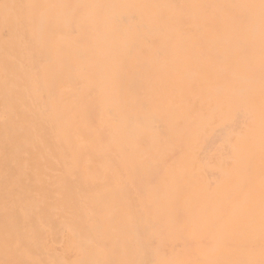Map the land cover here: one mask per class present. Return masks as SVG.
<instances>
[{"label": "rangeland", "instance_id": "obj_1", "mask_svg": "<svg viewBox=\"0 0 264 264\" xmlns=\"http://www.w3.org/2000/svg\"><path fill=\"white\" fill-rule=\"evenodd\" d=\"M180 1L0 0V264H264V0H191L203 17L184 1L187 28L224 41L217 56L195 42L178 55L179 28L165 51L179 21L162 7ZM32 37L39 48L21 50ZM13 39L17 55H4ZM137 60L156 94L140 88ZM73 63L91 84L121 89L124 111L104 110L119 111L126 130L99 132L88 93L85 123L61 124L76 99L60 106L61 92L83 86ZM140 105L182 112L177 141L129 124ZM115 139L171 154L122 168L105 152Z\"/></svg>", "mask_w": 264, "mask_h": 264}, {"label": "bare ground", "instance_id": "obj_2", "mask_svg": "<svg viewBox=\"0 0 264 264\" xmlns=\"http://www.w3.org/2000/svg\"><path fill=\"white\" fill-rule=\"evenodd\" d=\"M184 1H186L187 5L189 7H196V9L198 11H200V17H203L202 16L203 7L199 8L196 5L197 2H192L191 0H181L179 2V4H172V2H171L172 5L163 6L162 10L166 13V15H168L169 18L174 17L173 19L179 21V26L166 27V32H165L166 34L165 35H167V37L165 38V51L166 52L167 51L171 52L173 50L172 41L169 38V36H170V31L169 30H174L175 28H179V40H178V43H175V45H174V49L177 50L178 53L181 51L180 54H178V55H188V54H186V49L183 52H182V50H180L181 46L183 44L188 46V42H190V44L195 42L196 44L199 43L201 45V48L204 51L206 49L207 52H208V55L217 56L219 54V52H220V48L225 45L223 43L224 41L223 40H219V39H210L209 40L210 43L208 41H204L206 39L204 38L203 26L199 28L198 24L194 25L193 28H187V23L192 22V20L186 21V20H188V18L191 17V14H190L189 8H187V10L185 8H183L184 7ZM121 4L123 6H127L129 4V2L110 4V6H115L117 8L116 5H121ZM176 8H178V9H176ZM76 12H78V11H76ZM74 15L76 16V14H74ZM79 15H81V14H79ZM147 20L149 21L150 19H147ZM151 21L156 24V20L155 21L151 20ZM138 23H139V21L136 23L137 26L139 25ZM154 27H155L156 30H158V26L157 25H154ZM193 34L196 35V38L194 37ZM33 42H34V45H33ZM233 42L234 41H228L227 40V43L229 44V45H227L228 46V50L232 48ZM39 46L40 45L38 44L37 38L32 37V38H30L28 44H26L25 41L22 42V46L20 47V49L27 51L30 47H34V48L38 49ZM17 50H18L17 40L13 39L8 46H5L4 55H17ZM25 51L24 52H20V55H24ZM247 53H248V51H245L244 54L246 55ZM102 55H104L103 52H102ZM192 55H195V54L192 53ZM229 55H232V54H229ZM141 65H143V66L141 67ZM149 67H148V65H146V64L142 63L141 61L137 60L136 69L135 70H136V73H137V76H138V82H139L140 88L142 86V87H144L146 89H151V91H153V93L156 94L157 87H155V84H152V88H151L149 86V83L146 82V79L144 78L143 71H144L145 74H151V70H150ZM43 72H44V70H43ZM41 73H42V70L39 71L40 76H41ZM139 90L141 91V89H139ZM96 93H95V91H93V94H96ZM93 94H92V98L93 99H97L99 93H97V98ZM148 94L149 93H147V92L146 93L140 92V95H139L137 101H147L144 98H146V95H148ZM122 104H123V102L120 103L121 106H119L120 109H121V112L124 111V106ZM115 107L118 108V106H115ZM156 108H157V111H158L157 115H154L153 111L150 112V109H149L148 106H147V109H145L144 106H141V105L139 106V108H135V109L133 108V113L131 114L132 116L128 120L129 124L132 121H135V120H137V121L141 120L142 124H144V121H147V122H149V124L147 126H150L149 130L152 131L155 128L161 129V130L165 131V137L166 138L169 137V135L171 134L172 138H174V140L177 141L176 129L178 128V124H179L178 120L180 118V120L183 119L186 122V116L183 115L182 112L178 111L176 108L171 107V106L168 109H166L164 107H161L160 105L159 106L157 105ZM95 110L97 112L98 117L102 118L104 110L101 108L100 104L96 105V109ZM110 113L112 115H114V111H110ZM171 113H172L173 116H175L174 118H171L172 117ZM115 115H118V120H119L118 124H113L114 119L110 120L109 122H111V123H109V124H99L101 126V132L104 133V135L106 133H108V132H111V131L114 132L118 127H122V126H123L122 129L126 130V126H125L126 122H125L124 118H122L119 115V111ZM84 123H85V121H83L81 123H78V124L80 126H82V124H84ZM156 123H159L158 127L155 126ZM122 129L120 128V132L122 131ZM98 130H100V128H98ZM82 132H83V130H82ZM83 133H85V132H83ZM125 133L129 137L132 134L130 130H127ZM104 140H106V139H104ZM118 143H119L118 147H122V148L131 147V144H129L128 142H123L121 139H118ZM137 143H138V146L140 147L139 140H137ZM113 146H117V145L113 144Z\"/></svg>", "mask_w": 264, "mask_h": 264}, {"label": "crops", "instance_id": "obj_3", "mask_svg": "<svg viewBox=\"0 0 264 264\" xmlns=\"http://www.w3.org/2000/svg\"><path fill=\"white\" fill-rule=\"evenodd\" d=\"M73 65V66H72ZM72 66V71L75 73V76L78 74H82L84 76V79L80 80V78H76L78 80H80L78 83H80L81 85H83L82 87H77L74 86L73 89L71 91H64L61 92L60 96H59V104L60 106H65V103L70 101V98H76L75 101L73 102V108H72V112L71 115L69 117V119L66 122L62 121V125H68L69 123H81L84 120L83 117V111L80 107V97H83L84 93H88L87 95V102L91 103L93 100H97L99 101V104L101 105V108L104 110V105L107 107H112V106H119L118 103V97H119V92L121 91V89L117 86V85H113V84H106V83H100L98 86L91 84L90 81V71L87 72V70H84L81 68V65L79 63H73ZM39 77H41V79L44 78V72L42 71L41 76L40 74H38ZM89 80V82H88ZM43 86V85H42ZM43 90V87H42ZM93 91H95V93H99L98 94V98H97V94H93ZM92 94L97 98V99H93L92 98ZM104 102V103H103ZM74 110V111H73ZM103 117L100 118L99 124H109L111 122H109L110 120L114 119L116 121L119 122L118 120V115H114L112 116V114L110 112H106L105 110L103 111ZM117 116V117H116ZM117 124V123H115ZM100 130L99 132H101V126L99 125ZM116 141V145L117 146H113V143L115 144ZM119 143H118V139L115 140H109V146L105 149V152L108 155H120L121 159L117 161V159L115 160V164L117 165L120 164L122 165V168L125 167L124 165V161H130L131 159H133V161L135 163H137L138 167H140L141 169L147 170V169H151L153 167V165H149L147 166V161H150L155 154V159H154V165L156 163V161H158L159 159L165 160V158H159L160 156H166V155H170L171 154V150L169 149H165V148H160V150H153V151H146L144 150L142 147H139L138 151L136 152L134 150V148L128 147V148H122V147H118ZM118 152V153H115ZM146 164V165H145ZM119 165V166H120ZM130 164H128L127 167H129ZM113 169V167H112ZM109 179H106L104 182L108 181ZM122 180L119 181V185H128V180ZM102 180L97 181L98 184H103L104 183ZM166 181V178H164L163 181V188L168 187L169 185ZM107 183V182H106ZM89 184H93V181H89ZM109 183H107L108 185ZM118 185V186H119Z\"/></svg>", "mask_w": 264, "mask_h": 264}]
</instances>
